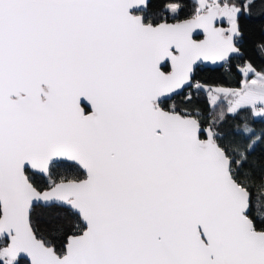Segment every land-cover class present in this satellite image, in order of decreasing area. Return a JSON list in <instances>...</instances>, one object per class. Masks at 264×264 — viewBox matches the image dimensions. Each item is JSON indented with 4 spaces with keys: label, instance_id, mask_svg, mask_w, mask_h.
Wrapping results in <instances>:
<instances>
[{
    "label": "snow or ice",
    "instance_id": "6c2138e0",
    "mask_svg": "<svg viewBox=\"0 0 264 264\" xmlns=\"http://www.w3.org/2000/svg\"><path fill=\"white\" fill-rule=\"evenodd\" d=\"M0 264H264V0H0Z\"/></svg>",
    "mask_w": 264,
    "mask_h": 264
}]
</instances>
